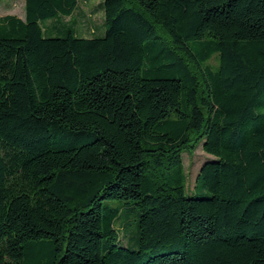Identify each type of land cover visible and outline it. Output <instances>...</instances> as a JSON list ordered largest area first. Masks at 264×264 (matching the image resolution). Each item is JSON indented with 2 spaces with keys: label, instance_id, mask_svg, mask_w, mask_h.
Wrapping results in <instances>:
<instances>
[{
  "label": "trees",
  "instance_id": "1",
  "mask_svg": "<svg viewBox=\"0 0 264 264\" xmlns=\"http://www.w3.org/2000/svg\"><path fill=\"white\" fill-rule=\"evenodd\" d=\"M81 1L0 16V264H264V0Z\"/></svg>",
  "mask_w": 264,
  "mask_h": 264
},
{
  "label": "rangeland",
  "instance_id": "2",
  "mask_svg": "<svg viewBox=\"0 0 264 264\" xmlns=\"http://www.w3.org/2000/svg\"><path fill=\"white\" fill-rule=\"evenodd\" d=\"M101 0H82L79 3V10L71 17L59 16V25H65L67 21L76 19L74 33L78 36L93 37L102 35L105 32L103 23V12L100 8ZM14 14L21 18L25 16V0H0V16ZM49 19L42 21L47 36H59L62 32L54 30L48 25ZM215 63V61H211ZM183 168L186 175L185 195L201 194L204 192L197 185V175L201 164L207 160L210 154L204 152L201 143L193 151H184ZM109 206L117 207L120 210L119 218L115 220V227L119 230V238L122 245L131 249L137 248V208L136 206L124 203L122 200H112L106 203Z\"/></svg>",
  "mask_w": 264,
  "mask_h": 264
}]
</instances>
